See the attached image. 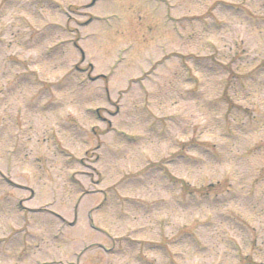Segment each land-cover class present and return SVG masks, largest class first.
I'll return each mask as SVG.
<instances>
[{"label": "rangeland", "instance_id": "rangeland-1", "mask_svg": "<svg viewBox=\"0 0 264 264\" xmlns=\"http://www.w3.org/2000/svg\"><path fill=\"white\" fill-rule=\"evenodd\" d=\"M168 1L0 9V264H264V0Z\"/></svg>", "mask_w": 264, "mask_h": 264}]
</instances>
